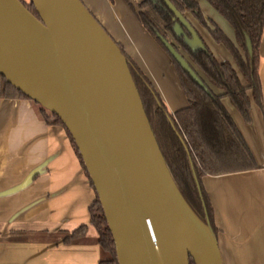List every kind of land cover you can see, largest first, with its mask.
<instances>
[{"label": "water", "instance_id": "obj_1", "mask_svg": "<svg viewBox=\"0 0 264 264\" xmlns=\"http://www.w3.org/2000/svg\"><path fill=\"white\" fill-rule=\"evenodd\" d=\"M0 0V74L57 116L102 207L117 264H222L176 188L126 58L81 0ZM166 4L188 31L184 17ZM179 65L202 85L167 40Z\"/></svg>", "mask_w": 264, "mask_h": 264}, {"label": "crops", "instance_id": "obj_2", "mask_svg": "<svg viewBox=\"0 0 264 264\" xmlns=\"http://www.w3.org/2000/svg\"><path fill=\"white\" fill-rule=\"evenodd\" d=\"M81 1L145 74L166 109L172 113L185 107L172 60L127 3ZM196 1L203 16L233 40L231 25L206 0ZM185 16L216 59L233 63L205 27L189 13ZM258 74L264 101V28ZM221 101L259 165L202 177L222 264H264V118L252 102L251 122L246 124L228 98ZM94 198L64 127L46 122L30 99L0 98V264H98L103 253L89 215ZM81 224L86 225L85 233L65 242L68 232Z\"/></svg>", "mask_w": 264, "mask_h": 264}, {"label": "trees", "instance_id": "obj_3", "mask_svg": "<svg viewBox=\"0 0 264 264\" xmlns=\"http://www.w3.org/2000/svg\"><path fill=\"white\" fill-rule=\"evenodd\" d=\"M21 1L37 16L31 3ZM124 1L138 22L168 53L187 105L169 112L145 74L124 52L121 45L112 39L126 58L150 127L176 188L198 218L203 223H208L216 235L213 210L203 187L202 177L259 167L221 99L228 98L246 124L251 122L252 102L260 108L264 118V101L258 74L259 47L264 28V0H206L231 25L233 40L203 16L196 0H168L182 16L186 18L187 12L205 27L214 41L221 43L230 53L233 63L216 59L189 20L186 18L195 36L179 21L166 0ZM163 39L169 41L188 62L202 85L172 57ZM0 98L29 99L1 74ZM32 102L37 105L39 115L46 122L63 126L56 115ZM65 131L85 170L73 139L66 129ZM85 173L87 174L86 170ZM89 215L90 224L97 232V242L103 253L98 264H117L114 242L96 194L89 206ZM85 230L86 225L81 224L68 232L63 240L73 241L82 236ZM105 253L107 257H104ZM190 264H194L192 259Z\"/></svg>", "mask_w": 264, "mask_h": 264}, {"label": "rangeland", "instance_id": "obj_4", "mask_svg": "<svg viewBox=\"0 0 264 264\" xmlns=\"http://www.w3.org/2000/svg\"><path fill=\"white\" fill-rule=\"evenodd\" d=\"M25 3H29V0H23ZM219 18H220V16H219ZM221 19V18H220ZM222 20V19H221ZM224 23H226L224 20H222ZM228 25V24H227ZM224 101L226 102V103H228L227 102V99H224ZM104 257H107V253H105L104 254Z\"/></svg>", "mask_w": 264, "mask_h": 264}, {"label": "flooded vegetation", "instance_id": "obj_5", "mask_svg": "<svg viewBox=\"0 0 264 264\" xmlns=\"http://www.w3.org/2000/svg\"><path fill=\"white\" fill-rule=\"evenodd\" d=\"M184 17V16H183ZM184 19L186 20V18L184 17ZM180 21V20H179ZM187 21V20H186ZM183 24V23H182ZM185 26V25H184ZM191 26V25H190ZM191 28H192V26H191ZM193 29V28H192ZM188 30V29H187ZM194 31V30H193ZM192 35V34H191ZM192 36H195V34L194 35H192Z\"/></svg>", "mask_w": 264, "mask_h": 264}]
</instances>
